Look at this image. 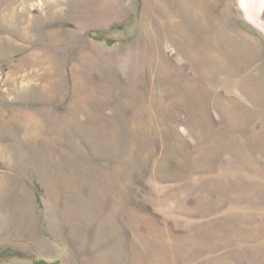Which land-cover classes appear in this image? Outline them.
<instances>
[{
	"label": "rangeland",
	"instance_id": "374dc122",
	"mask_svg": "<svg viewBox=\"0 0 264 264\" xmlns=\"http://www.w3.org/2000/svg\"><path fill=\"white\" fill-rule=\"evenodd\" d=\"M0 264H264V0H0Z\"/></svg>",
	"mask_w": 264,
	"mask_h": 264
},
{
	"label": "bare ground",
	"instance_id": "6f19581e",
	"mask_svg": "<svg viewBox=\"0 0 264 264\" xmlns=\"http://www.w3.org/2000/svg\"><path fill=\"white\" fill-rule=\"evenodd\" d=\"M246 9H247V8H246ZM247 11H248V12H247ZM247 11H246L247 13L251 14V12H250L251 10H248V9H247ZM259 13H260V11H259Z\"/></svg>",
	"mask_w": 264,
	"mask_h": 264
}]
</instances>
